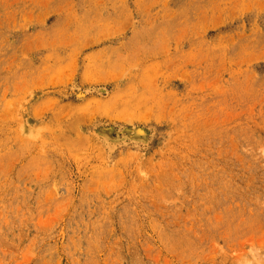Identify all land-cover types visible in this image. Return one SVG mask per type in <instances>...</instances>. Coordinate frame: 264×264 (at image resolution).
Returning <instances> with one entry per match:
<instances>
[{
    "label": "rangeland",
    "instance_id": "374dc122",
    "mask_svg": "<svg viewBox=\"0 0 264 264\" xmlns=\"http://www.w3.org/2000/svg\"><path fill=\"white\" fill-rule=\"evenodd\" d=\"M0 264H264V0H0Z\"/></svg>",
    "mask_w": 264,
    "mask_h": 264
}]
</instances>
